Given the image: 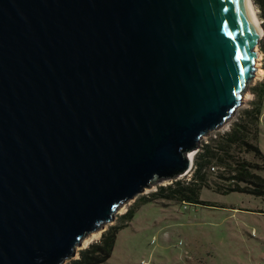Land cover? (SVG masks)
<instances>
[{
	"label": "water",
	"instance_id": "water-1",
	"mask_svg": "<svg viewBox=\"0 0 264 264\" xmlns=\"http://www.w3.org/2000/svg\"><path fill=\"white\" fill-rule=\"evenodd\" d=\"M260 30L247 0H0V264H62L189 172Z\"/></svg>",
	"mask_w": 264,
	"mask_h": 264
},
{
	"label": "rangeland",
	"instance_id": "rangeland-1",
	"mask_svg": "<svg viewBox=\"0 0 264 264\" xmlns=\"http://www.w3.org/2000/svg\"><path fill=\"white\" fill-rule=\"evenodd\" d=\"M252 1L262 27L261 40L255 48L261 53L258 60L261 72L255 73L246 85L241 105L231 119L217 129L220 131L228 129L229 122L238 110L247 107L252 101L254 95L250 88L264 81V51L261 50V46L264 47V20ZM260 119L258 146L264 153V99ZM211 134L213 131L200 141ZM244 157L260 162L263 168L259 174L264 176V157L256 159L250 153L244 154ZM189 175L187 172L177 178H187ZM171 180L144 188L133 199L125 202L110 222L84 238L73 257L78 256V250L98 240L103 230L116 223L117 217L138 196ZM199 197L212 206L178 205L167 200L140 206L127 226L118 232L111 256L102 264H264V200L239 192L219 194L206 188L200 191Z\"/></svg>",
	"mask_w": 264,
	"mask_h": 264
},
{
	"label": "trees",
	"instance_id": "trees-1",
	"mask_svg": "<svg viewBox=\"0 0 264 264\" xmlns=\"http://www.w3.org/2000/svg\"><path fill=\"white\" fill-rule=\"evenodd\" d=\"M264 20V0H254ZM264 26V24H263ZM261 40V39H260ZM264 51V47L261 46ZM254 98L247 107L241 108L229 122L228 129L213 131L200 141L194 154L190 175L172 179L156 186L155 190L138 196L127 210L109 225L98 240L78 250V256L70 257L63 264H102L112 253L118 232L130 221L136 210L147 203L167 200L178 205L212 206L201 200L200 191L211 189L219 194L239 192L264 200L263 168L258 161H250L244 154L262 159L264 153L258 146L261 128V112L264 99V81L250 88Z\"/></svg>",
	"mask_w": 264,
	"mask_h": 264
},
{
	"label": "bare ground",
	"instance_id": "bare-ground-1",
	"mask_svg": "<svg viewBox=\"0 0 264 264\" xmlns=\"http://www.w3.org/2000/svg\"><path fill=\"white\" fill-rule=\"evenodd\" d=\"M247 5H248V8L250 10V13H251V16L253 18V22L255 24V26L257 27V29L259 30V33L261 32L260 30V20L259 18L257 17V11L255 9V7L252 5L251 3V0H247ZM261 53L259 51H257V57L255 59L256 63H255V67H256V71L258 72H255L256 74H260L261 72V69L258 67L259 66V63H258V60L260 58V55ZM193 155V153H189V157L191 158Z\"/></svg>",
	"mask_w": 264,
	"mask_h": 264
}]
</instances>
